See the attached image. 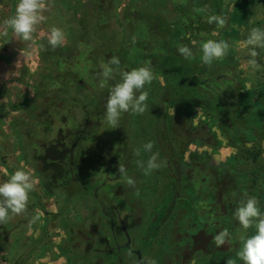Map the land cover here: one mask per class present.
<instances>
[{"label": "rangeland", "instance_id": "obj_1", "mask_svg": "<svg viewBox=\"0 0 264 264\" xmlns=\"http://www.w3.org/2000/svg\"><path fill=\"white\" fill-rule=\"evenodd\" d=\"M237 1L239 0H226V5H229L231 10L232 3ZM106 2L111 5L104 7L101 0H48L49 10L43 13L46 20L37 26L33 41H23L3 24L4 20L15 14L18 0H0V182L8 179L11 173L21 167L30 170L37 181L35 190L29 196L28 211L13 216L5 224H0V264L115 262L113 257L104 260L111 255L109 250L113 249L108 233V221L103 217L105 213L114 216L115 223L123 226L125 232H130L129 239L133 246H139L146 257L150 240H144L145 232L139 242L141 228H144L148 220H152L156 211L158 216L164 215L158 211L164 203L161 201L162 195L155 194V191L161 192L160 189L163 188V185L158 188L157 180H167L168 155L164 157L159 146L157 148L159 138L153 135L154 124L150 120L158 109L157 94L165 83L164 79L157 75V69L165 70L169 62L165 61L168 57H163L162 54H169L171 60L174 55L170 54V46H164L162 49L156 46L155 42L143 47L142 55L141 49L139 53L134 52L133 44L138 31H134L130 27L131 24L126 23V17L130 15V12H126L130 3L139 10V7L141 9V6L146 4L145 0ZM158 6L156 13L165 19L172 17L171 0L162 1ZM244 8L246 5H238L234 9L232 29L237 31L235 36L227 39L231 47L225 60H230V70L234 74H241L245 78L246 88L251 92L258 88L260 80L264 83V49H257V60L261 67L257 70H245L241 64L248 57L246 51L237 48V42L245 39L252 27L264 28V0H249L245 23L240 25L243 22L240 16L244 13ZM148 13L150 14V10ZM222 14L220 16H227L228 19L227 13ZM52 26L62 29L66 35L64 46L54 51L47 41V33ZM217 30L220 29L211 34H218ZM5 31L7 35L2 34ZM214 40H218L217 37ZM201 41L204 42L202 36L191 39L190 48L195 55L198 51L202 53L199 45L202 44ZM112 56L120 59L121 69L129 71L150 61L154 80L145 86L149 93V111L139 116V128L133 122H125L126 125L122 123L126 113L122 114L118 128L111 129V125L105 120V105L109 94L107 87L119 82L120 77L117 75L113 80H105V87H100V65L107 63ZM78 81L82 82V87L77 86ZM92 95L95 101L90 99ZM262 97L264 95H256L254 101ZM172 110L173 108L169 113L173 114ZM131 116L132 113L130 118ZM205 119L202 116L190 122L192 127L203 126L205 131L209 132L210 125L205 124ZM88 120L90 123H87ZM173 123L169 122V130L163 137L166 140L170 138L173 145H179L180 141L185 140L186 134L172 129ZM186 124L188 127L189 122ZM238 129L243 141L242 144L238 143L237 147L230 145L221 131L213 126L212 133L220 140L219 145L208 140L201 145L194 143L178 158L177 163L183 166L181 171L177 170L181 178V196L186 199L193 198L191 184L194 179L199 180L196 182L198 188L194 184L200 192L197 194L199 199L195 201L196 212L187 217L180 207L170 210L172 213L169 222L176 224L175 222L179 221L178 228L185 227L172 228L170 242L165 237L157 240L166 243L168 250L161 248L159 244L155 245V248L148 252V258H163L166 259V264H211L215 262L213 249H209L211 245L207 244L208 241H214V236L209 233L212 229L201 228L199 222L215 227L218 233L227 228L237 221L234 212L240 202L246 199L245 193L255 196L259 201L258 206L264 212V127L257 130L251 126L245 128L238 125ZM209 134L211 135V132ZM127 136L130 150L128 154L121 148L127 143L123 139ZM62 137L69 142L66 144L67 149L71 148L74 142L76 151L87 156V164L77 162L78 178H68L64 173L58 176L56 171L50 168V164H47L49 159L44 158L43 150L51 142ZM149 141L154 145L152 151L158 152L159 160L166 163L146 176L136 161L146 162L151 155L141 148ZM89 146L91 152L87 151L86 147ZM136 148H141L140 156L134 155L133 150ZM244 149L260 152L257 163L242 158L241 150ZM105 150L114 151L113 157H106ZM119 163L124 165L126 171L129 170L127 173L135 180V188L128 186L125 178L118 173ZM258 167L262 168L260 172L257 171ZM247 178L254 179L250 180L255 183V189L251 188ZM82 187L88 190L83 191ZM137 190L139 195L136 194ZM93 196L103 200V209L101 203L85 201L92 200ZM128 199H133L134 207L139 208L136 220L132 218L133 213H129L124 207L123 202ZM183 200L180 199V203L186 206ZM165 201L169 202L168 207L171 206V197ZM151 204L154 205L152 209ZM90 207H94L93 214L90 213ZM66 208L68 209L64 210ZM113 210L118 213L115 214ZM37 215L39 219L30 223L32 217ZM154 222L147 228L150 232L151 227L152 236L153 228L159 225V219ZM146 226L144 230H147ZM189 228L191 236L188 235ZM90 230H95V233L87 240L86 236ZM181 230L187 231V237L178 232ZM249 231L251 234L255 228L244 230L241 225L232 227L229 232L232 241L236 242L235 245L225 244L219 248H230V257L236 260L240 251V237L246 236ZM182 237H186L187 242L191 237L194 243L191 251L183 250L185 241H181ZM117 241L122 244L125 239L120 235ZM213 247L218 249L216 245ZM86 252L88 254H85ZM216 252L221 253L218 250ZM122 257L120 264H136L134 258L125 254ZM221 258L223 261L227 259Z\"/></svg>", "mask_w": 264, "mask_h": 264}, {"label": "trees", "instance_id": "obj_2", "mask_svg": "<svg viewBox=\"0 0 264 264\" xmlns=\"http://www.w3.org/2000/svg\"><path fill=\"white\" fill-rule=\"evenodd\" d=\"M106 1L101 0L102 5L104 7L110 6L111 4ZM145 1L146 4H143L141 9L139 7V10L132 7L130 3V7L126 12H130V15L126 17V23L131 24L130 27L134 31H138V35L133 44L135 48L134 52L139 53V49H141L140 54L142 55L144 54L143 47H147L152 42H155L157 44L156 46L162 49H164V46H170V54L174 55V58L171 60L169 54L168 56L162 54L163 57H168L165 60L169 61L168 67L163 71L157 69V75H160L165 83L160 87L157 97L158 109L152 120L156 122V134L159 138L157 148L159 146V149L163 153L166 152L169 158L166 160L168 163V166H166L168 167L166 170L168 183H165V187L161 192L155 191V194L162 195L163 205L168 204L165 199L171 197L173 204L166 208L168 212L176 207H180L186 212L188 217L190 214L196 212L195 201L199 199V195L197 194H200L197 191L199 185L196 182H199V180L196 181L194 179L195 182L193 181L191 184V190L194 193L193 198L188 197L189 199H186L181 196V178L178 176L177 170L181 171L183 166L177 163L179 161L178 158L182 157L187 147L194 143L201 145L208 140L211 143L215 142V144L219 145L220 140L212 133L213 126L221 131L224 139L233 147H237V144H242L241 142L243 141L239 133L238 125H243L245 128L251 126L257 130L264 127V97L262 99L259 98L256 102L254 101L256 95H264V83L260 80L258 88H254L249 92L245 85V78L241 74H234L230 70V60H225L224 58L219 61H214L211 66H208L202 63V53L199 51L196 55L193 53V58L185 59L178 52V47L180 45L190 47L191 39L198 36H202L204 42L208 39H215V37L218 40L227 41V39L235 36L237 30L232 29L234 25V9L238 5H246L244 13L240 16L243 21L240 25H243L245 23V15L248 13L249 0L233 2L231 10L229 5H226V0H171L173 8L172 19H165L155 12V9L159 7L158 5L165 0ZM148 10H150V14ZM222 13L229 15L227 26L217 30V36H213L211 33L217 27L213 26L215 24H208L207 18L210 15H223ZM170 23L172 24L170 25ZM199 45L201 44L199 43ZM150 55L152 56V54ZM76 84L78 87H82V84L79 82ZM109 89L110 86L108 85V93ZM90 99L93 101L94 96ZM200 107H202L203 116L206 118L204 121L205 124L210 125L209 132L205 131L203 126L200 128L192 127L193 125L190 122L197 115L196 109ZM172 108L175 110L174 115L169 113V110ZM169 122H174L172 124L173 128L171 127L172 129L186 134L185 140L183 142L180 141L179 145H173L170 138L166 140L163 137L165 132L162 130H164L165 126L167 127L169 125ZM186 122H189L188 127ZM210 132L211 135L209 134ZM241 155L244 160L252 161L253 163H257L260 158V152L251 149L241 150ZM47 163L50 164L51 160H47ZM184 166L187 167L188 165ZM261 169V167H258L257 171H261ZM65 176L67 175L65 174ZM250 179L252 178H247L246 181L249 180L251 188L255 189V183H252ZM254 179H256L255 176ZM194 184H196L197 188ZM180 199H184L183 201L186 206L181 205ZM198 224H201L200 227L203 229H212L211 232L218 231V229H214L215 227L207 226L206 223L202 224L199 222ZM239 225L238 221H235L227 226V229L230 231L232 227L237 228ZM251 232L250 234L249 231L250 235L255 234V231ZM249 234L246 236H249ZM239 249H241V244L239 245ZM216 250L221 253L216 252ZM212 253L213 260L220 262V264H224L226 260L223 261L221 257L230 258L229 249L224 251L221 249H213ZM215 262L213 261L211 264H215ZM236 264H243V262L237 258Z\"/></svg>", "mask_w": 264, "mask_h": 264}, {"label": "clouds", "instance_id": "obj_3", "mask_svg": "<svg viewBox=\"0 0 264 264\" xmlns=\"http://www.w3.org/2000/svg\"><path fill=\"white\" fill-rule=\"evenodd\" d=\"M49 10L48 0H18L15 14L3 21L6 29H11L13 33L23 41H33V34L37 31V26L46 20L43 15ZM208 24H215L217 29L227 26L228 20L225 16L210 15L207 18ZM7 35L5 31L2 33ZM217 33L214 32L213 35ZM47 41L54 51L58 47L64 46L66 35L64 31L56 26H52L47 33ZM230 44L225 40L208 39L201 44V61L203 64L211 66L214 61L224 59L230 49ZM237 48L246 51L247 59L242 62L241 67L247 70L251 68L257 70L261 67L257 57V49H264V28L252 27L245 39L237 42ZM178 52L185 58H193V51L187 45H180ZM120 59L112 56L107 63L100 65L102 77L100 87H105V80H113L119 75V82L109 89L108 98L105 105V120L111 125V129L118 128L120 118L124 113L142 115L149 111L147 100L149 93L145 90L146 85H150L154 80V73L150 67V61L144 66L123 70L120 67ZM173 115H174V109ZM197 115L193 118L203 116L202 107L196 109ZM154 145L151 141L144 143L141 148L151 155L147 161L137 160V166L143 170L144 175H151L153 171L164 166L166 162L159 160V153L153 152ZM141 148L133 150L134 155L140 156ZM118 173L124 178L128 186L135 188V180L128 176L124 165L119 163ZM36 178L30 170L24 167L18 168L0 182V224L7 223L13 216L24 214L28 211L30 193L35 190ZM137 195L139 192L137 190ZM240 202L234 212V218L244 230L255 228V234L251 236H241V249L237 257L243 264H264V212L258 206L259 201L255 196H248ZM39 216H33L30 223H35ZM217 247L231 242V233L227 228L220 231L213 237ZM129 256L133 255L130 250ZM137 264H156L151 258H141ZM224 264H236L233 258H227Z\"/></svg>", "mask_w": 264, "mask_h": 264}, {"label": "flooded vegetation", "instance_id": "obj_4", "mask_svg": "<svg viewBox=\"0 0 264 264\" xmlns=\"http://www.w3.org/2000/svg\"><path fill=\"white\" fill-rule=\"evenodd\" d=\"M78 82L80 84L82 83L81 81H78ZM158 95H159V93L157 94V97H158ZM139 116L140 115L132 114V116L130 118V113H126L125 118L122 120V123H124L126 125L125 122H133L134 125L137 128H139V126L141 124V122H140V119L141 118ZM150 122H152L154 124L153 125V127H154L153 135L156 138H158V136L156 134V125H155L156 122H154V120H152V119L150 120ZM87 123H90L89 120H88ZM167 127L165 126L164 130H162V131H164L166 133ZM59 137H61V135H59ZM120 138H122V135L120 136ZM123 139H124V141H127V143L123 144L121 148H123L126 151V153L128 154V152L130 151L129 150V145H128L129 137L128 136L125 137V138L123 137ZM67 143H69V142H68V140L65 137L57 138L54 142H51V144L49 146H47L43 150L44 151V158L45 159L48 158L49 160H51L50 168H53L56 171V173H57L58 176H60L62 173H64V175L66 174L68 178L69 177L71 178L73 176H75V177L78 178V176H79V173H78L79 170H78V166H77L78 164H77V162L78 161H81V162L87 164V156L85 154L83 155L82 153L81 154L78 153L77 152L78 150L76 151V144L74 142H73V146L71 148L67 149V147H66V144ZM90 147L91 146L86 147L88 149L87 150L88 152H91L90 151ZM113 152L114 151H111V150H105L104 154H106V157H113L112 156L114 154ZM163 154H164L163 155L164 157H166L168 155L166 152L163 153ZM168 158L169 157H166V160ZM60 167H62L63 169L62 168L60 169ZM167 180H168V178H167ZM167 180H165L164 182L163 181H160V180L159 181L157 180V183L158 184H156V185L158 186V188H159L160 185H163V188H164L165 187V183H168ZM160 187H162V186H160ZM163 188L160 189V190H163ZM82 189H83V191H87L88 190L85 187H82ZM85 201L86 202L97 203V204L98 203H101L100 206H102V209H103V207H105V204H103V200H99L95 196H93L92 200H90V201L85 200ZM161 201H163V200H161ZM123 203H124V207L127 210H129V213H131V212L133 213V216H132L133 220H136L135 218L137 217L136 215H138V213H139V208H137L136 206L134 207V201H133V199L132 200L131 199H128L127 202H123ZM68 204H69V202H68ZM172 204H173V201H171V206H172ZM167 205L168 204L163 205V206L160 205V207L158 208V211L163 212V214H164L165 209L168 208ZM87 206H88V204H87ZM155 206H157V205H155ZM150 208L151 209L154 208V205L151 204L150 205ZM67 209L68 208H66L64 210H67ZM93 209H94V207H90V213L92 212L91 214H93V211H92ZM102 212L104 214V211H102ZM113 212L115 214L118 213L116 210H113ZM151 212L153 213V210ZM171 213H172V211L168 212V209H166V212H165V214L163 216L161 215V213H160L161 216H158L159 213L157 214V211L155 213H153L154 216H153L152 220H150L151 222L148 220V222L146 223L147 226L144 225V228L146 226V229H147L149 224H153V222L155 220L158 221V219H159V225L153 228V236L150 233L151 230H152L151 227H149L150 228V232H148V229L147 230H144L143 227L141 228V232H140V235H139V242L143 239V235H144L143 233H145V232L146 233L144 235L145 236L144 237V240H150V243H149L148 248L145 247L147 249V256H146L147 258H148V252L150 250L152 251V249L155 248V245L157 246L159 244L161 248L165 249L166 251L168 250V245H166V243L163 244V243H161V242H159L157 240H159L160 238H164L165 237V238H168V240L170 242V237L169 236L171 235V233H173L172 228L179 229L181 227L182 228L185 227V226H180L178 228L177 223L179 221H176L175 222L176 224L170 223L169 222V218L171 217V215H170ZM56 216H59V214H56ZM103 217H105L107 219V221H108V225H107V227H108V233H109L110 238H111V241H112V245L111 246L113 247V249L109 250V252H110L109 255L110 254L111 255L110 256H107L104 260H107V259H110V257H113V259H115V262H112V263H99V264H120V262L123 260L122 259L123 258L122 257L123 254L128 255V253H129L130 250L133 252V255L130 256V257L134 258V260H135V262L137 264L138 259H137V256L135 255V252L140 251L141 254H142V257L144 258L145 256L143 255L142 250L139 249V246H137V245L136 246H133V242H131V240L129 239V236H131L130 232L129 231H126L125 232L123 226L117 225L115 223V221H114V219H115L114 216H110L107 213H105ZM190 228H192V227H190ZM212 228H214V227H212ZM184 229H186V228H184ZM183 230L178 231V232H180L181 235H185L186 236L187 231L185 232ZM94 233H95V230H93V231L90 230V232L86 236L87 240H90L93 237V234ZM188 233H189L188 235L191 236V234H192L191 233V229H190V232H188ZM209 233L211 234V236H215L217 234V231H212V232H209ZM120 235L123 236L124 239H125V241L122 244H120L117 241L118 240V236H120ZM186 237H184V238L182 237L181 241L182 240L185 241ZM189 239H190V241H188V242L185 241V244L183 246V250L188 251V252L192 250V247H193V244H194V243H192L193 241H192L191 237ZM182 244L183 243H181V245ZM207 245H211V246H209V249H214L213 246L215 245V243H214V241L212 243H211V241H208V244ZM218 249H221V248L218 247ZM85 254H88V252H86ZM152 259H154L156 261V264H166L165 263L166 262V259H163V258H162V260H159L158 258H156V259L155 258H152ZM87 264H93V263H90L88 261ZM96 264H98V263H96Z\"/></svg>", "mask_w": 264, "mask_h": 264}, {"label": "water", "instance_id": "obj_5", "mask_svg": "<svg viewBox=\"0 0 264 264\" xmlns=\"http://www.w3.org/2000/svg\"><path fill=\"white\" fill-rule=\"evenodd\" d=\"M135 255L137 256L138 261L139 259L143 258L140 251L135 252Z\"/></svg>", "mask_w": 264, "mask_h": 264}, {"label": "crops", "instance_id": "obj_6", "mask_svg": "<svg viewBox=\"0 0 264 264\" xmlns=\"http://www.w3.org/2000/svg\"><path fill=\"white\" fill-rule=\"evenodd\" d=\"M218 233V232H217ZM236 243V242H235ZM235 243H234V241H232V239H231V242L230 243H226V245H228V244H232V245H235ZM240 243H241V241H240ZM240 245V244H239ZM221 250H223V249H221ZM224 251V250H223ZM229 251H230V248H229ZM232 255H233V252H232Z\"/></svg>", "mask_w": 264, "mask_h": 264}]
</instances>
